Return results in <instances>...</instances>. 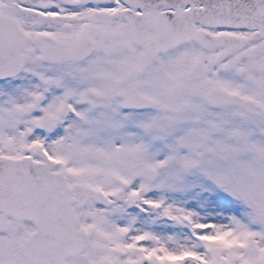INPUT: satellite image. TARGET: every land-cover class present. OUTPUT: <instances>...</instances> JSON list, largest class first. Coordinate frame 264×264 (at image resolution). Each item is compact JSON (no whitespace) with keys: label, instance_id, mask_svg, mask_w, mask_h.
Here are the masks:
<instances>
[{"label":"snow or ice","instance_id":"obj_1","mask_svg":"<svg viewBox=\"0 0 264 264\" xmlns=\"http://www.w3.org/2000/svg\"><path fill=\"white\" fill-rule=\"evenodd\" d=\"M0 264H264V0H0Z\"/></svg>","mask_w":264,"mask_h":264}]
</instances>
